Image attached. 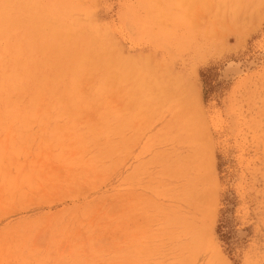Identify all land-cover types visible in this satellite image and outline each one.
I'll return each instance as SVG.
<instances>
[{
	"label": "rangeland",
	"instance_id": "obj_1",
	"mask_svg": "<svg viewBox=\"0 0 264 264\" xmlns=\"http://www.w3.org/2000/svg\"><path fill=\"white\" fill-rule=\"evenodd\" d=\"M0 264H264V0H0Z\"/></svg>",
	"mask_w": 264,
	"mask_h": 264
},
{
	"label": "bare ground",
	"instance_id": "obj_2",
	"mask_svg": "<svg viewBox=\"0 0 264 264\" xmlns=\"http://www.w3.org/2000/svg\"><path fill=\"white\" fill-rule=\"evenodd\" d=\"M18 3V2H17Z\"/></svg>",
	"mask_w": 264,
	"mask_h": 264
}]
</instances>
